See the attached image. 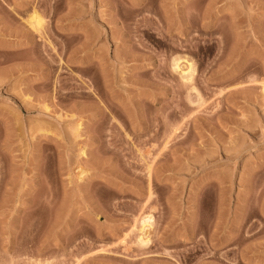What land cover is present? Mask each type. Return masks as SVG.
<instances>
[{"label": "rangeland", "instance_id": "obj_1", "mask_svg": "<svg viewBox=\"0 0 264 264\" xmlns=\"http://www.w3.org/2000/svg\"><path fill=\"white\" fill-rule=\"evenodd\" d=\"M263 86L264 0H0V264H264Z\"/></svg>", "mask_w": 264, "mask_h": 264}, {"label": "bare ground", "instance_id": "obj_2", "mask_svg": "<svg viewBox=\"0 0 264 264\" xmlns=\"http://www.w3.org/2000/svg\"><path fill=\"white\" fill-rule=\"evenodd\" d=\"M28 22L30 23V25L34 29H37V30L41 29L42 22H41L39 14L36 10H33L32 14L30 15V19L28 20ZM184 62L185 63L182 64L180 58L175 59L174 64H173L174 68L176 70H178V69L180 70L179 74L181 75V77H183V79L184 78L186 80L191 79L193 74H194V71H195L194 64L192 61L186 60V59ZM181 65H183V66H181ZM263 88H264V86H263ZM77 126H79V124ZM153 222H154L153 216L149 213L147 215H144L141 218L140 234L138 236L139 242L148 244V241H149L148 229H150L152 227Z\"/></svg>", "mask_w": 264, "mask_h": 264}]
</instances>
